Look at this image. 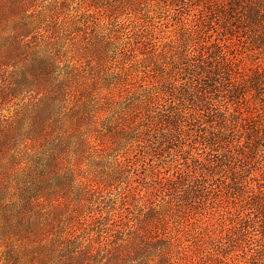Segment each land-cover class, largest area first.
Wrapping results in <instances>:
<instances>
[{
    "label": "trees",
    "instance_id": "trees-1",
    "mask_svg": "<svg viewBox=\"0 0 264 264\" xmlns=\"http://www.w3.org/2000/svg\"><path fill=\"white\" fill-rule=\"evenodd\" d=\"M67 5L0 0V227L8 246L24 264H206L200 232L180 226L171 209L140 203L123 178L143 173L136 156L141 127L149 131L163 97L158 83L132 78L128 37L121 42L101 14L80 5L69 15ZM216 45L218 62L231 66Z\"/></svg>",
    "mask_w": 264,
    "mask_h": 264
},
{
    "label": "rangeland",
    "instance_id": "rangeland-1",
    "mask_svg": "<svg viewBox=\"0 0 264 264\" xmlns=\"http://www.w3.org/2000/svg\"><path fill=\"white\" fill-rule=\"evenodd\" d=\"M68 2L69 15L80 5L101 14L121 42L128 37L132 78L162 92L153 125L141 127L143 173L123 176L140 203L171 209L180 226L197 229L206 264H264V0ZM215 44L231 66L218 62ZM4 234L0 227V264H24Z\"/></svg>",
    "mask_w": 264,
    "mask_h": 264
}]
</instances>
